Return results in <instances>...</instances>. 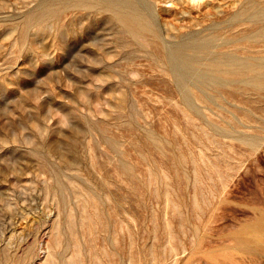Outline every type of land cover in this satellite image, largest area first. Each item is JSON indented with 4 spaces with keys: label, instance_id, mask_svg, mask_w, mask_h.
I'll list each match as a JSON object with an SVG mask.
<instances>
[{
    "label": "rangeland",
    "instance_id": "1",
    "mask_svg": "<svg viewBox=\"0 0 264 264\" xmlns=\"http://www.w3.org/2000/svg\"><path fill=\"white\" fill-rule=\"evenodd\" d=\"M239 1L134 0L139 41L100 0H0V264H264V84L156 56Z\"/></svg>",
    "mask_w": 264,
    "mask_h": 264
},
{
    "label": "bare ground",
    "instance_id": "2",
    "mask_svg": "<svg viewBox=\"0 0 264 264\" xmlns=\"http://www.w3.org/2000/svg\"><path fill=\"white\" fill-rule=\"evenodd\" d=\"M82 3L86 5L88 0ZM232 6L228 20L224 21L225 27L231 25L233 29L230 36L216 42L215 36L199 37L192 32L189 40L170 49H158L156 56L163 66L174 71L177 84H187L194 75V82L201 84H264V0H240ZM100 7L110 12L108 18L113 24L119 25L117 36L130 35L140 41L157 35L154 24L134 0H100ZM216 44L218 47L212 50ZM255 227L258 230L251 238L256 239L264 235V222Z\"/></svg>",
    "mask_w": 264,
    "mask_h": 264
}]
</instances>
